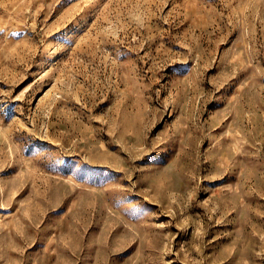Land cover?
Here are the masks:
<instances>
[{"label": "rangeland", "instance_id": "374dc122", "mask_svg": "<svg viewBox=\"0 0 264 264\" xmlns=\"http://www.w3.org/2000/svg\"><path fill=\"white\" fill-rule=\"evenodd\" d=\"M0 264H264V0H0Z\"/></svg>", "mask_w": 264, "mask_h": 264}]
</instances>
